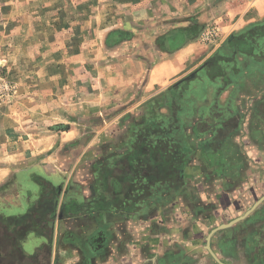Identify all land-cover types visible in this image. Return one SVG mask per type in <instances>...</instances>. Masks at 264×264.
<instances>
[{
  "label": "crops",
  "instance_id": "0c3cea01",
  "mask_svg": "<svg viewBox=\"0 0 264 264\" xmlns=\"http://www.w3.org/2000/svg\"><path fill=\"white\" fill-rule=\"evenodd\" d=\"M239 1L221 50L190 39L206 0H0L22 89L0 136L25 166L0 170V264H264V0ZM128 22L170 24L167 58L111 60L137 57L105 47Z\"/></svg>",
  "mask_w": 264,
  "mask_h": 264
},
{
  "label": "rangeland",
  "instance_id": "374dc122",
  "mask_svg": "<svg viewBox=\"0 0 264 264\" xmlns=\"http://www.w3.org/2000/svg\"><path fill=\"white\" fill-rule=\"evenodd\" d=\"M240 3L241 1L239 0H206V7H205L206 9L204 8L206 11L203 10L202 14L199 12H195L194 14H192V18L188 21L190 22L188 26V29L191 34L190 39L191 40L197 39L201 42L202 45H206L208 48L211 49L215 48L219 44L221 50H224L225 48H229V46L231 45H228L227 40L223 43H220V34L222 33V28L224 27V25L221 24H223V21L225 20L224 14L229 10H231L232 8L235 9L240 7ZM232 5H236V6H232ZM205 12H206V17H204ZM108 13L110 15L114 14L116 17H118V15H122L123 12H117V10L114 8L112 10H109ZM200 19L208 20V23L205 25L203 23L199 24ZM196 20L197 22H195ZM260 25L261 26L260 27L258 26V28L255 29L249 28L248 30L250 32H255L257 34H263L264 26L262 25H264V22H262ZM231 30L234 31V28H231ZM105 39H106L105 47H111L113 44H118L119 46L124 47V49H126L128 53L130 52L129 49L130 50L133 49L136 52H138L137 57L117 56L115 58H111V60L114 59L117 61V63L118 60L120 59L138 60L146 64V68H148L149 66L162 62L165 60V58H167L166 55L164 54L167 50H170V24L167 27H164L162 25H152L145 23L142 25H138V24H133L132 22H128L126 27H124V29L110 32L108 34V37ZM255 46L264 49V40H258ZM222 57L223 59L225 58L227 61L231 62L232 56H230V52H226V54ZM21 90H22L21 87H19L15 82H13L7 75H5V73H0V110L3 111L4 109H6V107L14 106L16 100H19V97L21 96ZM167 92H170V86L169 88L160 90L158 93V97H160L161 95H165V93ZM82 93L84 94V92ZM69 95L71 94L65 95L66 97L64 96V99H69ZM149 105L150 104L144 107L143 110L144 112ZM65 106H66L65 110L63 109L60 110L63 111L66 117L67 115H70V113H72L71 111L72 107L70 106V103H66ZM126 106L127 109H129L134 107V104L128 103V105ZM95 116L96 115H94V117ZM64 120L66 121V119ZM76 122L77 125H75V128H77L79 131L76 133L77 136L75 137V139L86 142V140L89 139V137L86 136L85 126L90 125L92 128H95L96 130H100L106 124L107 121L104 122V120L99 119L98 116L95 119H90V120L80 119ZM1 130L2 128L0 126V131ZM27 139H29V137ZM90 139H92V137H90ZM7 145L8 144L5 141H3L2 137L0 136V170L3 171L10 170L11 175H15L16 173H21L25 167L22 165V162L20 163V167L18 166V167L6 168L7 164L11 163L10 159H12V157L7 156L8 155L7 154L8 151H6ZM22 177L23 176H21V178Z\"/></svg>",
  "mask_w": 264,
  "mask_h": 264
}]
</instances>
